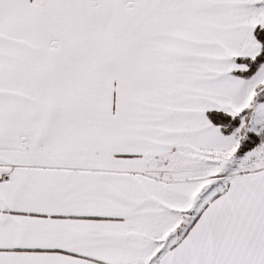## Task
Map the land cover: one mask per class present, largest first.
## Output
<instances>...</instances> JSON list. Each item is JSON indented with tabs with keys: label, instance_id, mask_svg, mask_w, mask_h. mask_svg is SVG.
<instances>
[{
	"label": "snow or ice",
	"instance_id": "snow-or-ice-1",
	"mask_svg": "<svg viewBox=\"0 0 264 264\" xmlns=\"http://www.w3.org/2000/svg\"><path fill=\"white\" fill-rule=\"evenodd\" d=\"M0 264H264V0H0Z\"/></svg>",
	"mask_w": 264,
	"mask_h": 264
}]
</instances>
